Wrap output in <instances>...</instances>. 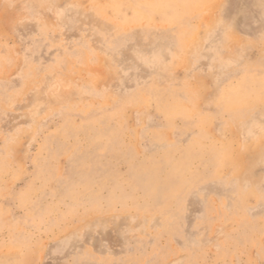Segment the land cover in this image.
I'll list each match as a JSON object with an SVG mask.
<instances>
[{
	"label": "rangeland",
	"instance_id": "rangeland-1",
	"mask_svg": "<svg viewBox=\"0 0 264 264\" xmlns=\"http://www.w3.org/2000/svg\"><path fill=\"white\" fill-rule=\"evenodd\" d=\"M0 264H264V0H0Z\"/></svg>",
	"mask_w": 264,
	"mask_h": 264
},
{
	"label": "bare ground",
	"instance_id": "bare-ground-1",
	"mask_svg": "<svg viewBox=\"0 0 264 264\" xmlns=\"http://www.w3.org/2000/svg\"><path fill=\"white\" fill-rule=\"evenodd\" d=\"M196 3V2H195Z\"/></svg>",
	"mask_w": 264,
	"mask_h": 264
}]
</instances>
